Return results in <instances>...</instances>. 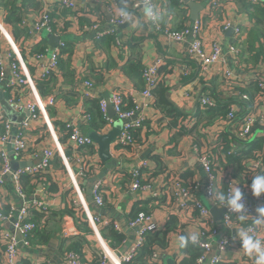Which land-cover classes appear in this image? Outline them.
Returning <instances> with one entry per match:
<instances>
[{"label":"crops","instance_id":"1","mask_svg":"<svg viewBox=\"0 0 264 264\" xmlns=\"http://www.w3.org/2000/svg\"><path fill=\"white\" fill-rule=\"evenodd\" d=\"M55 1L0 0V26L8 36L7 39L2 38L1 49L15 56L23 74L29 78L33 75L34 70L27 64L28 57L36 47L46 44L49 48L48 35L59 37V42L65 44L64 50L70 51V55L65 51L61 55L59 70L49 78V81L37 79L39 82L32 81L31 89L25 88L20 98L23 105L31 100L37 101L40 114L39 120L31 122L29 129L22 130L28 147L24 162L28 163L29 167L35 166L40 159V152L45 147L56 148L57 151L45 176L37 177L31 183L33 189L30 198L33 194H37L35 191L44 183V192H40L36 197V200L46 206L45 211L37 212L43 215L40 220L43 230L31 237L30 247H20L18 264H45L46 261L62 264L61 247L65 250L72 245L80 247V256L85 264H97L101 250L114 258L115 248L106 240L105 228L111 226L116 232L126 235V243L133 242L135 231L129 230L127 224L131 220L129 215L137 203L147 213L153 209L151 214L153 221L159 227L158 230L164 228L169 216L176 217V228L168 235V245L163 252L165 258L162 264L180 263L185 257L179 244L180 234L184 233L186 236L198 234L199 229L196 225L198 214L196 211L175 212L171 200L173 198L165 192L174 180H179L184 185L197 184L196 198L206 208L220 210L217 206H211L204 195L205 175L191 152V145L193 142L203 146L212 145L213 153L217 154L219 148L216 142L222 141L223 136L232 133V130L226 124H221L219 128L217 121L208 124L204 114L206 110L198 105L197 99L198 94L201 93L210 98L229 101L231 94L223 90L244 91L256 77H264V53L255 58V52L242 51L244 41L247 46V33L253 27V20L249 19L235 1L193 2L202 7L197 13V18L201 17L203 21L202 38L205 46L209 50L211 41L217 40L222 44V55L226 57L224 66L220 63L215 64L202 77L196 66L189 67V73L184 74V66L188 65L187 44L168 43L162 34H152L143 10L137 13L128 25L117 28L115 36H106L102 40L95 41V34L86 29L88 25L98 23L101 30H107L110 28V18L118 12L125 1H118V7L104 1L88 6L80 5L79 10L75 12L58 10ZM213 1L217 5L212 8L206 6ZM126 3L128 7L129 3ZM153 3L162 15V19L157 22L162 28L180 30L187 23V20L184 21L185 11L187 19L194 21L191 19L194 8L188 7L183 2L175 5L173 0H153ZM44 5L53 8L51 34L37 33L32 29V23L36 21ZM11 6L16 10L15 15L21 18L20 25L24 30L15 34L18 36L16 39L12 32L13 27L6 23ZM224 21L229 22L232 29L240 28V35L235 37L232 30L227 34L229 30H223ZM115 39H119L123 45L117 46ZM231 44H234L238 51V66L232 64L226 48ZM254 47H257V42H254ZM131 58H137L142 66L153 64L157 59L163 61V65L159 68V78L167 88L166 96L170 103L184 115L177 120L178 123L171 125L172 118L166 117L163 111L155 107L154 98L141 97L134 83L123 74L122 68ZM227 68L232 70L230 83L229 80L227 81L229 88L223 86L218 77ZM5 75L9 76L8 71ZM86 80H90L94 85L89 91L90 96L82 92L84 90L82 83ZM115 92L134 97L140 103L137 114L145 120L144 125L135 131L134 140L130 144L116 147L114 143L118 137L110 144L109 154L112 162L107 166L98 157L97 145L89 150L75 148L68 141H61L60 130L64 122L72 121L79 124L85 135L91 132L106 134L118 121L115 115L110 117V113H106L104 117L106 123L99 132L87 129L82 116L87 114L88 103L94 101L99 104L100 100H108ZM246 92L251 93V91ZM49 95L55 97L53 107L44 105L45 98ZM6 98L7 93L0 89V118L15 123L14 133L18 128L17 124L28 116V112L25 107L19 110L15 105H8ZM2 132L3 127L0 124V135ZM214 133L217 135L216 140L212 137ZM260 136L256 128L251 140L261 139ZM236 144L240 146V143ZM8 145L0 142V151H5L9 155ZM66 152L70 155H66ZM9 157L11 161L12 157ZM79 158L91 171L81 178H75L79 168L77 163ZM144 160L148 161L149 168L142 170L143 178L148 179L149 176L153 180L149 188L132 191L130 172ZM218 171L219 177H222L223 173H230L234 177L239 173L237 165L232 163H227V166L220 164ZM96 181H101L103 185L104 204L100 210L104 224L106 223L103 226L88 224L85 216V213L92 216L97 210L90 193ZM167 183L169 185H165ZM155 191L160 194V199H152ZM34 196L31 199H34ZM158 200L159 206H157ZM23 202L17 195L11 179L5 177L3 184H0V213H6L10 206L20 207ZM210 215L218 230L214 237L215 241L224 236L232 238L234 235L221 264H255V254H249L244 246L236 241L237 230L234 229L233 233L225 231L211 213ZM13 227V219L0 220V235L13 232ZM260 228V239L264 242V224H261ZM45 233L47 239L42 238ZM123 248L121 251H124ZM0 264H2L1 248Z\"/></svg>","mask_w":264,"mask_h":264},{"label":"built area","instance_id":"2","mask_svg":"<svg viewBox=\"0 0 264 264\" xmlns=\"http://www.w3.org/2000/svg\"><path fill=\"white\" fill-rule=\"evenodd\" d=\"M104 1L105 3L118 7V1L125 0H56L55 5L58 10H68L75 12L79 10V6H88ZM182 3V0H178ZM191 2H197V0H189ZM250 4H257L264 2V0H246ZM129 3L127 10L129 12L128 17H122L119 15V10L110 18V28L107 30H101L98 23L88 25L87 31H92L95 34V41L101 40L106 36H115V30L119 27L128 25L130 21L136 17V14L141 12L146 5L151 4L155 7L153 0H126ZM217 5L215 1L206 6L212 8ZM53 8L43 6L39 12L36 21L32 23V29L37 33L46 32L51 34V13ZM150 24V32L152 34H162L168 43L175 44H187L186 59L191 62L200 71V76L204 77L205 73L215 64H226V57L222 55L223 47L217 40H213L210 43V49L205 46V42L202 38L203 21L201 17H198L194 21L188 20L184 27L180 30L174 31L170 28H162L157 22L148 21ZM27 24V22H26ZM28 25V24H27ZM223 30H232L233 35L239 36L241 33L240 28L233 27L229 22L224 21ZM6 31L0 26V89L7 93L6 102L10 106H14L19 110L22 107L28 112V116L17 124V130L13 133V126L15 123L9 120H3L0 118V124L3 127V133L0 135V142L3 145L10 143V138L13 137L12 152L14 159L18 162H24L27 150V140L23 136L22 130H27L30 127L31 122L39 120V106L37 101H29L26 104H21L20 98L25 88L31 89L32 81L46 80L50 76L56 74L59 70V59L61 58L62 51L65 48V44L59 42L56 48L53 50L46 49L41 54H34L28 57L27 64L34 70L33 75L30 78L23 74L20 69V64L10 52H3L1 49L2 38L7 39ZM10 44V42H9ZM117 46H122L123 43L119 39H115ZM11 46V44H10ZM12 48V47H11ZM228 54L231 57L232 64L238 66L237 49L234 44L226 47ZM17 57V56H16ZM26 64V62H25ZM26 64V65H27ZM163 65L161 59H157L155 63L145 65L142 70V79L144 81V89L140 91V95L143 98H152L151 91L155 88L159 81V68ZM184 74L187 75L190 71V65L184 66ZM6 71L9 76L6 77ZM219 75V81L223 86L230 87L232 70L225 69ZM229 80V81H228ZM228 81V83H227ZM253 82L257 85L258 91L250 97L247 94H239V92H231L230 90H223L227 94H231V98L236 99L244 104L246 107L240 108L236 103H231L228 107V113L222 119H219L216 123L229 125L232 133L228 135V149L225 152V144L222 141H217L216 146L219 148L218 153L214 154L212 145H198L194 143L191 145V152L195 156L197 163L205 175L204 182V195L206 199L212 204L211 206H217L223 208L225 211L222 216L221 227L227 232L233 233L234 229L237 230L235 236L236 241L243 244L241 234L247 233L254 240L260 239L261 224L257 225L255 220L258 216L257 209L264 207V194L259 198L254 197L251 191L252 179L257 175H264V146L257 157L250 161H243L242 167L244 171L239 178L233 177L230 173H223L222 177H219L218 170L220 164L227 166L226 158L236 152V143L251 142L254 130L258 128L260 138L264 140V77H256ZM93 83L90 80H86L82 83L83 94L90 96L89 91L93 89ZM124 94L115 92L108 100H100L99 108L102 114H106L107 106L110 105L114 111L115 118L122 122L121 132L115 141L116 147H122L131 143V132L135 129H140L143 126L145 120L144 117H139L138 112L140 110V103L133 97L132 102L134 107L129 110L123 109L122 96ZM216 98H210L206 94H198V105L206 109H211L216 106ZM45 107H53L55 105V97L47 96L44 101ZM242 113L241 115L239 113ZM241 120L236 121L240 118ZM89 117L87 115L82 116V121L87 122ZM111 122V121H110ZM65 129L68 131L67 141L75 148L80 147H95V144L82 133L79 124L72 121L64 122ZM230 131V130H229ZM214 140L217 139L216 133L212 136ZM235 144V145H234ZM264 145V144H263ZM57 149L51 147H45L39 154V161L35 166L19 168L14 172L10 171V157L5 151H0V184H3V179L9 177L14 184L17 195L24 201L20 207L10 206L6 213H0V220L7 221L9 219L14 220L13 232H5L0 235V245L3 246L2 251V264H18L19 262V249L21 246L30 247L29 237L32 232L37 228L34 222L31 221V210H46V206L36 197L40 192H44V183L42 187H38L33 194L34 199L27 198L23 193L20 185V176L30 175L35 176L37 174L42 175L47 172L51 166V162L54 159ZM224 151V152H223ZM224 161H223V159ZM220 164H218V161ZM78 171L75 173V178H81L88 172L85 162L78 159ZM148 161H140L137 168L130 172L131 183L130 189L132 191H138L139 189L149 188L148 185H142L140 180L143 174L141 171L148 169ZM250 169V170H249ZM90 170V169H89ZM222 175V174H221ZM226 183L225 192L222 191V183ZM165 185H169L168 183ZM197 184H182L179 180H174L171 185L167 187L166 194L170 195L173 199V209L175 212H190L196 211L198 218L196 219L199 232L197 234V241L193 243L195 247L201 251L200 256L196 260V264H221L223 256L230 244L232 238L224 236L218 241L214 240L218 230L214 226L210 211L206 208L195 196V189ZM238 187L242 192L243 204L245 206L243 215L244 219H241L242 213L229 210L226 204L221 203L219 200L210 197L209 193L221 192L226 197H231L235 188ZM91 197L97 210L94 215L85 213L86 221L91 225H105L100 210L103 207V185L101 181H96L91 187ZM78 195V194H77ZM152 199H160V194L155 191L152 194ZM157 203V202H156ZM240 221V222H238ZM129 230L135 231V240L124 250L115 249L114 258H111L107 253L101 250L100 260L98 264H125L131 261L144 242V235L157 231L159 227L153 221L152 214L139 212L136 217L130 220L127 224ZM126 244V243H125ZM264 245V242L261 241ZM164 250L154 248L150 256V262L154 264H162L165 258ZM62 264H85L81 256L75 252H64L61 256ZM45 264H55L52 261H46ZM178 264V263H177Z\"/></svg>","mask_w":264,"mask_h":264},{"label":"trees","instance_id":"3","mask_svg":"<svg viewBox=\"0 0 264 264\" xmlns=\"http://www.w3.org/2000/svg\"><path fill=\"white\" fill-rule=\"evenodd\" d=\"M200 1V0H197ZM202 1V0H201ZM217 2L219 1H224V0H215ZM231 1H235L240 7L241 9L248 15L250 20H253V24H252V28L249 30L248 34V40H247V46H246V41L243 42L242 46H243V52H245L246 50L250 53L251 51L255 52V58H257V56L259 57V55H263L264 53V2H259L257 4H250L248 3L246 0H231ZM174 4L178 5L181 4L178 0H173ZM16 14V10L11 6V8H9V13L8 16L6 18V23L9 24L10 26L13 27L12 32L14 35V38L16 39L18 36H15V34H17L18 31H24L23 29H21V18ZM184 21L187 20V13L186 11L184 12ZM184 23V22H183ZM184 27V25H183ZM182 27V28H183ZM181 28V29H182ZM102 40V39H101ZM254 42H257V47H254ZM47 48L46 44H43L42 46L36 47L31 51L30 56L34 55V54H41L43 53ZM65 49V48H64ZM68 53L70 55V51L69 50H63L62 54L64 53ZM241 51V50H240ZM60 61L61 58L59 59V66H60ZM188 65L190 66H194L193 64H191V62H187ZM143 67L141 62L137 59V58H131L129 59V61L127 62V64L125 66H123L122 68V72L123 74L129 78L133 83L135 88H137V90L141 91L142 89H144V81L142 79V70ZM195 67V66H194ZM159 72V71H158ZM51 77V76H50ZM49 77V78H50ZM46 79V80H39V81H44L47 82L50 79ZM37 81V80H36ZM37 81V82H39ZM41 90V89H40ZM42 91V90H41ZM166 91L167 88L163 85L162 81H159L156 84L155 88L152 89L151 94L154 98V105L155 107L159 108L161 111L164 112V115L166 117H170L172 118V124L171 125H175V123H178V119L183 118L184 115L178 111L173 104L170 103V101L168 100L167 96H166ZM246 91H251V93H248ZM258 91L257 85L253 82L250 86H248L246 88V90H241V93H247V95H249L250 97H253V94L255 92ZM237 92V91H236ZM239 92V93H240ZM44 93V92H43ZM217 99V98H216ZM122 100H123V109L124 110H129L132 109L134 107V103L132 102V98L128 95H123L122 96ZM231 103H236L237 105L240 106V108L246 107V104L237 101L234 98H231L229 101H222L217 99L216 100V106L214 108L211 109H206V111L204 112V114L206 115V120L208 124H211L213 121H218L219 119H222L226 116V114L228 113V107ZM240 115L242 114L241 112L239 113ZM89 117L88 121L85 123V125H87V129H91L94 130L96 132H99L105 125L106 121L104 120L105 115L101 113L100 108H99V104L97 102L91 101L90 104L88 103V109H87V114H85ZM144 125V122H143ZM138 129H135L131 132L132 135V141L134 140L133 136L135 131H137ZM61 141H67V137H68V131L65 129L64 124H62L61 127ZM3 133V132H2ZM2 135V134H1ZM225 144V148L224 151L226 152L228 149V135L226 134L225 136H223V141ZM264 144V140L263 139H255L249 143L247 142H241L240 146H237V144L235 146L236 147V152H234L233 154H231L230 156H228L226 158V162L227 163H232L237 165L238 169H239V173L236 174L235 178H239L241 173L244 171L243 167H242V162L243 161H252L254 160L257 155L259 154V151L262 150L263 145ZM91 147H80L79 149H90ZM223 151V152H224ZM66 155H70L69 152H66ZM55 157V156H54ZM155 161L157 162V159L155 158ZM224 165V164H222ZM226 166V165H224ZM89 170V169H88ZM250 170V169H249ZM91 170H89L87 173L88 174ZM143 172L141 171V174ZM45 176V174H42ZM42 175H35V176H30V175H22L20 176L19 180H20V185L22 188L23 193L26 195L27 198L30 197L31 195V191H32V181L37 178V177H41ZM144 176L141 177V184H148L152 182V178L148 179L143 178ZM151 177H153L151 175ZM234 177V175H233ZM222 191L225 192L226 190V183L223 182L222 183ZM159 200H158V204L157 206H159ZM153 209H150V213L148 212V214H151ZM38 210H31V221L35 223V225H37L36 229L32 232L31 236L29 237V243L31 245V237L39 232L42 231L43 229L41 224H40V220L43 217V215H40L37 213ZM139 212H144L147 213L139 203L135 204L134 209L132 210V212L129 215V218L132 220L136 217V215ZM197 213V212H196ZM34 214H36L34 216ZM34 217V219H33ZM240 222V221H238ZM44 224V223H42ZM176 228V217L171 215L168 218V221L166 222V225L164 226L163 229L161 230H157L151 233H147L144 235V242L143 245L141 246V248L139 249V251L137 252V254L135 255V257L129 261L128 263L125 264H154L152 262H150V256L153 252L154 248H159L160 250H165V248L168 245V235L175 230ZM106 240L108 241V243L110 244L111 247L121 250L123 248V246L126 243V235L124 233H118L114 230V228H112L111 226L106 227ZM181 236H186V234L181 233ZM43 239H47V234L45 233L44 236H42ZM105 238V237H103ZM64 244V242L62 243V245ZM241 245H243L242 243H239ZM0 248L2 249L3 246L0 245ZM183 252L185 254V257L183 258V260L178 263V264H196V260L197 258L200 256L201 251L199 248L195 247V245L191 242H189L187 244L186 247H183ZM80 247L77 245H72L69 249H65L63 250L62 247L60 249V251H62L61 254H63L64 252H68V251H72L75 252L77 254L80 255ZM97 264L98 261L100 260V257H97Z\"/></svg>","mask_w":264,"mask_h":264},{"label":"clouds","instance_id":"4","mask_svg":"<svg viewBox=\"0 0 264 264\" xmlns=\"http://www.w3.org/2000/svg\"><path fill=\"white\" fill-rule=\"evenodd\" d=\"M143 14L146 20L151 22H159L162 19V15L158 9H156L151 4L146 5L143 8ZM119 15L122 17H128L129 12L127 10V3L125 0L124 5L119 10ZM251 191L254 197L259 198L264 194V175H257L252 179ZM210 197L216 200H219L221 203L226 204L229 210L237 211L242 213L241 219H244V204L242 202L243 196L242 192L238 187L235 188L231 197H226L221 192L209 193ZM258 216H256V224H264V207L257 209ZM243 241V246L249 254H255V264H264V245L261 244V241L254 240L247 233L241 234ZM198 237L196 234L190 236H181L179 238L180 247H186L189 242L196 243Z\"/></svg>","mask_w":264,"mask_h":264},{"label":"water","instance_id":"5","mask_svg":"<svg viewBox=\"0 0 264 264\" xmlns=\"http://www.w3.org/2000/svg\"><path fill=\"white\" fill-rule=\"evenodd\" d=\"M182 2L185 5H187L188 7H190V8H194V10H192L191 19L195 20L197 18V13L202 8L201 5L193 3V2H191L189 0H182ZM230 32H231V30H229L227 32V34H229ZM47 40H48V43H49V50H53L54 48H56L57 45L59 44V41H60L59 37H54L52 35H48L47 36ZM113 112L114 111H113L112 107L110 105H108L106 113H108V114L110 113L109 116L111 117L112 115L114 116ZM239 120H241V117L236 119L235 122H237ZM121 127H122V122L121 121H116L113 124L111 130H109L104 135L98 134V133H95V132H91V133H89L87 135V137L95 145H97V147H98V157H99L100 161L102 163L106 164L107 166H109L110 162H112L110 154H109L110 144L113 143L115 141V139L119 136L120 131H121ZM13 141H14V138L11 137L10 138V143L8 145L10 147L9 156L12 157V160L10 161V171L11 172H14V171H16L19 168H24V167H28L29 166V164L26 163V162H17L14 159L13 152H12V143H13ZM209 211L212 214L214 220L218 221V223L221 225V220H222L221 216H223V213H224L225 210L223 208H220V210H217L215 208H211L210 207ZM131 243H132L131 241L127 242L123 249L125 250Z\"/></svg>","mask_w":264,"mask_h":264}]
</instances>
